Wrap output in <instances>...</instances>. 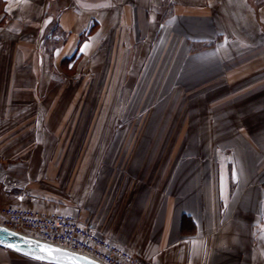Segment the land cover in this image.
<instances>
[{
	"label": "crops",
	"instance_id": "1",
	"mask_svg": "<svg viewBox=\"0 0 264 264\" xmlns=\"http://www.w3.org/2000/svg\"><path fill=\"white\" fill-rule=\"evenodd\" d=\"M2 206L145 264H264V1L0 0Z\"/></svg>",
	"mask_w": 264,
	"mask_h": 264
},
{
	"label": "built area",
	"instance_id": "2",
	"mask_svg": "<svg viewBox=\"0 0 264 264\" xmlns=\"http://www.w3.org/2000/svg\"><path fill=\"white\" fill-rule=\"evenodd\" d=\"M0 224L33 238L82 253L101 264H144L128 249L83 226L74 216L37 209L0 207Z\"/></svg>",
	"mask_w": 264,
	"mask_h": 264
},
{
	"label": "water",
	"instance_id": "3",
	"mask_svg": "<svg viewBox=\"0 0 264 264\" xmlns=\"http://www.w3.org/2000/svg\"><path fill=\"white\" fill-rule=\"evenodd\" d=\"M0 246L37 260L56 264H101L82 253L33 238L2 224Z\"/></svg>",
	"mask_w": 264,
	"mask_h": 264
},
{
	"label": "rangeland",
	"instance_id": "4",
	"mask_svg": "<svg viewBox=\"0 0 264 264\" xmlns=\"http://www.w3.org/2000/svg\"><path fill=\"white\" fill-rule=\"evenodd\" d=\"M253 3H256V2H262L264 0H251ZM170 9L171 7L169 5H166L164 6L163 8V11H161L159 13V16L160 17H166L168 16V14H170ZM143 63H147V61H143ZM150 63V65H148L149 68H153L154 65L156 64L155 61H148V64ZM154 63V64H153ZM165 63H167V61H165ZM147 66V65H146ZM151 71H150V74L148 75V73H145L144 74V77L141 81H139V85H138V88H137V94L136 96L143 92L144 90L147 89V85L149 84V81H151ZM157 78L155 77L154 78V81L153 83L151 82V85H150V89H152L151 91L154 92V89L156 88V85H157ZM152 92V93H153ZM138 98V97H137ZM134 99V111H136V107L138 103V100ZM174 98H173V95L172 93H169L168 95H166V98H165V101L167 102V105L168 103H172ZM150 100V99H149ZM172 101V102H170ZM151 102V101H150ZM146 103V102H145ZM136 114V113H135ZM3 207V206H2ZM141 259V258H140ZM142 260V259H141ZM143 261V260H142ZM7 262L8 264H56V263H52V262H46V261H41V260H37V259H34V258H31L29 256H26L24 254H21V253H18V252H14V251H9L8 254H7ZM144 262V261H143ZM145 264V262H144Z\"/></svg>",
	"mask_w": 264,
	"mask_h": 264
}]
</instances>
